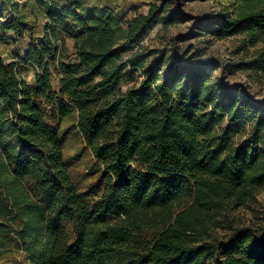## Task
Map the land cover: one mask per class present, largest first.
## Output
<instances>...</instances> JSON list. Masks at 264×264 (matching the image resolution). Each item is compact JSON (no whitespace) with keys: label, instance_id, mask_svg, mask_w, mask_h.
Returning a JSON list of instances; mask_svg holds the SVG:
<instances>
[{"label":"trees","instance_id":"16d2710c","mask_svg":"<svg viewBox=\"0 0 264 264\" xmlns=\"http://www.w3.org/2000/svg\"><path fill=\"white\" fill-rule=\"evenodd\" d=\"M173 1L128 17L102 0H0V40L30 38L0 56V264H264V219L236 213L264 190V100L203 51L166 65L145 45L179 22ZM197 23L240 37L232 71L264 69V0H215ZM75 113L97 170L83 191L62 127Z\"/></svg>","mask_w":264,"mask_h":264},{"label":"rangeland","instance_id":"374dc122","mask_svg":"<svg viewBox=\"0 0 264 264\" xmlns=\"http://www.w3.org/2000/svg\"><path fill=\"white\" fill-rule=\"evenodd\" d=\"M150 1L158 0H102V2L111 4L113 7L120 6L122 13H126L128 17L136 13L147 12ZM31 5L27 9L28 13L32 10ZM133 6L136 10L132 9ZM171 8L180 17L179 22L167 28L158 25L151 30L144 42L149 49H156V55L165 56L167 62L174 57L177 48L180 51H189L190 53L197 50L203 51L206 58L219 59L224 66H227L224 74L231 84L244 85L254 98L264 100V69L255 73L238 68L232 71L228 67L229 63L238 62L245 55L244 52L238 50L240 37L233 35L225 38H215L201 30L197 23V20L206 12L215 9V0H174ZM29 18L36 25L37 34L42 35L45 23L43 16L40 13L31 12ZM68 41L71 46V40ZM29 42L30 38L28 36L17 40L14 34L8 33L6 40H0V56L6 61L17 59L19 55L23 54V50L28 47ZM167 62L166 65L169 64ZM221 70V67L218 68L217 74H220ZM250 74H253V78L249 76ZM24 75L28 81H33V71H27ZM55 83H57V80ZM76 121L77 114L75 113L64 119L62 127L64 130L70 129L69 133L64 135L65 153L72 166L75 182L78 188L83 191L95 181L97 170L93 169L95 167L93 154L90 149L85 147L83 139L75 127ZM236 213L240 215L245 224L252 221L259 224L264 219V190ZM1 262H8L7 254H0Z\"/></svg>","mask_w":264,"mask_h":264},{"label":"crops","instance_id":"0c3cea01","mask_svg":"<svg viewBox=\"0 0 264 264\" xmlns=\"http://www.w3.org/2000/svg\"><path fill=\"white\" fill-rule=\"evenodd\" d=\"M22 1V0H21ZM24 1H27V0H24ZM44 20H45V18H44Z\"/></svg>","mask_w":264,"mask_h":264},{"label":"built area","instance_id":"2783aa9c","mask_svg":"<svg viewBox=\"0 0 264 264\" xmlns=\"http://www.w3.org/2000/svg\"><path fill=\"white\" fill-rule=\"evenodd\" d=\"M17 1H21V0H17Z\"/></svg>","mask_w":264,"mask_h":264}]
</instances>
